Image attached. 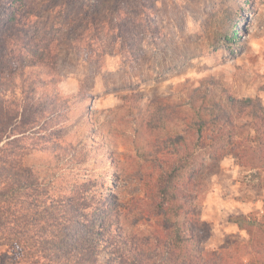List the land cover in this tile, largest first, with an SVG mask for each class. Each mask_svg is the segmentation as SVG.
Here are the masks:
<instances>
[{"label":"trees","instance_id":"16d2710c","mask_svg":"<svg viewBox=\"0 0 264 264\" xmlns=\"http://www.w3.org/2000/svg\"><path fill=\"white\" fill-rule=\"evenodd\" d=\"M147 1L0 0V247L11 248L0 264H247L248 248L237 243L198 250L192 228L200 176L226 155L241 163L244 150L262 152L259 97L235 98L202 82L184 101L165 97L141 111L136 139H151L144 157L168 166L153 183L151 213L141 211L156 226L148 235L128 233L113 205L98 227H75L88 218L87 203L53 200L23 163L38 145L55 140L48 126L67 108L38 95L33 80L52 69L61 48H82L99 62L107 35L133 58L146 39L154 40ZM128 35L140 40L127 45ZM229 220L239 229L256 225L246 215Z\"/></svg>","mask_w":264,"mask_h":264},{"label":"rangeland","instance_id":"374dc122","mask_svg":"<svg viewBox=\"0 0 264 264\" xmlns=\"http://www.w3.org/2000/svg\"><path fill=\"white\" fill-rule=\"evenodd\" d=\"M147 2L154 40L146 39L133 58L116 51L107 35L99 62L82 48H61L52 69L33 80L38 95L67 108L48 126L55 140L38 145L23 163L53 200L87 203L88 218L75 227H98L112 205L121 209L128 233L148 235L156 227L141 211L151 213L153 183L168 166L147 160L151 139L135 134L150 103L184 101L202 82L264 101V0ZM126 38L127 45L140 40ZM244 151V162L226 155L198 179L194 245L206 251L237 243L248 248L245 263L264 264V230H258L264 229V147L255 155ZM237 215L256 225L239 229L229 220ZM10 252L0 247V258Z\"/></svg>","mask_w":264,"mask_h":264}]
</instances>
